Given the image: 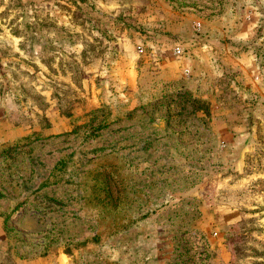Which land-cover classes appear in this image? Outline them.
<instances>
[{"label": "rangeland", "instance_id": "obj_1", "mask_svg": "<svg viewBox=\"0 0 264 264\" xmlns=\"http://www.w3.org/2000/svg\"><path fill=\"white\" fill-rule=\"evenodd\" d=\"M0 264H264V0H0Z\"/></svg>", "mask_w": 264, "mask_h": 264}, {"label": "built area", "instance_id": "obj_2", "mask_svg": "<svg viewBox=\"0 0 264 264\" xmlns=\"http://www.w3.org/2000/svg\"><path fill=\"white\" fill-rule=\"evenodd\" d=\"M195 25L198 26L199 25L198 22ZM138 50H139V52H141V49L140 48H138ZM180 52H181V49L178 46H175L173 48V53L174 54H179Z\"/></svg>", "mask_w": 264, "mask_h": 264}]
</instances>
